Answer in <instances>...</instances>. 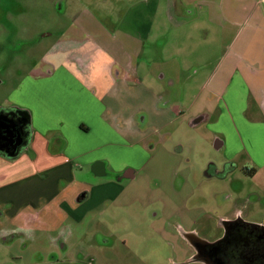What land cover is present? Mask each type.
Masks as SVG:
<instances>
[{
	"label": "rangeland",
	"instance_id": "1",
	"mask_svg": "<svg viewBox=\"0 0 264 264\" xmlns=\"http://www.w3.org/2000/svg\"><path fill=\"white\" fill-rule=\"evenodd\" d=\"M126 1L0 0V110H8L10 88L40 61L60 28L68 24L67 4L91 3V14L109 22L122 21L125 5L141 0ZM169 2L168 20L163 8L140 59L146 77L140 76L139 84L129 83L127 91L118 93L122 102L113 105L123 119L136 118L140 137L128 139L139 146L129 150L137 156L130 161L135 179L124 180L121 198L100 207L79 227L58 217L48 221L49 234L34 231L32 242L16 241L0 248V264H200L187 235L204 243L217 242L224 234L222 218L236 209L246 211L244 206L250 208V215L243 218L264 224V172L253 179L242 175L239 168L248 161L243 153L246 161L236 159V170L224 169V152L215 148L210 124H192L186 114L178 117L169 112L197 92L222 57L228 61L233 53H239L240 59L241 53L247 55L248 59L236 58L243 68L244 62L255 63L253 56L258 55L264 65V0ZM95 4L101 5L100 10ZM109 4L123 10H109ZM160 71L165 74L162 79ZM170 80L175 81L173 86ZM209 163L227 178L206 179Z\"/></svg>",
	"mask_w": 264,
	"mask_h": 264
},
{
	"label": "crops",
	"instance_id": "2",
	"mask_svg": "<svg viewBox=\"0 0 264 264\" xmlns=\"http://www.w3.org/2000/svg\"><path fill=\"white\" fill-rule=\"evenodd\" d=\"M89 4H67L68 24L9 90L6 109L27 113L29 136L16 158L0 154V248L16 241L32 242L34 231L49 234L48 221L58 217L79 227L100 207L121 198L124 180L135 179L130 161L137 156L130 151L138 142L129 144L128 139L140 137L136 118L123 119L113 105L122 102L118 93L127 91L129 83L139 84L140 76L146 77L140 60L145 44L158 12L164 8L168 20L171 5L169 0L164 4L141 0L125 5L122 21L103 22L91 14ZM100 6L94 7L100 10ZM108 7L123 10L117 4ZM241 55L240 59L239 53H233L228 61L220 58L197 92L178 106L171 104L169 112L178 117L186 114L192 124H210L215 148L224 152V169L236 170V159L246 161L243 153L249 169L243 165L240 172L253 179L264 172V65L256 55L255 63L244 62L241 68L236 58H249ZM159 75L162 79L165 74ZM174 83L170 80V86ZM201 98L200 108L192 111ZM139 141L145 150V138ZM206 167V179L227 178L215 172L213 163ZM244 209L222 219L256 225L243 218L250 215V208Z\"/></svg>",
	"mask_w": 264,
	"mask_h": 264
},
{
	"label": "flooded vegetation",
	"instance_id": "3",
	"mask_svg": "<svg viewBox=\"0 0 264 264\" xmlns=\"http://www.w3.org/2000/svg\"><path fill=\"white\" fill-rule=\"evenodd\" d=\"M226 229L224 241L216 244L220 250L219 255H215L213 247L195 241L198 252L195 248L194 251L197 252V256L204 260H218L221 264H264L263 227L236 220L235 223L227 225Z\"/></svg>",
	"mask_w": 264,
	"mask_h": 264
},
{
	"label": "water",
	"instance_id": "4",
	"mask_svg": "<svg viewBox=\"0 0 264 264\" xmlns=\"http://www.w3.org/2000/svg\"><path fill=\"white\" fill-rule=\"evenodd\" d=\"M13 110H11L12 112ZM11 112L1 111L0 110V152L3 153V155L8 159H14L19 155V152L21 148L25 147L28 141V135L26 134V129L29 124V118H28V124L26 125V122L19 121L15 118ZM233 222H225L224 223V237L221 240H218L215 243H204L199 240H197L192 235H187L186 238L190 242V244L197 250V247L195 245V241L202 243L205 246H211L213 247V250L216 251L215 255L220 254L219 247L216 245L222 241H224V238L227 234L226 226L230 225ZM196 261L203 260L205 264H221L218 260H204L200 258L199 256H196Z\"/></svg>",
	"mask_w": 264,
	"mask_h": 264
},
{
	"label": "trees",
	"instance_id": "5",
	"mask_svg": "<svg viewBox=\"0 0 264 264\" xmlns=\"http://www.w3.org/2000/svg\"><path fill=\"white\" fill-rule=\"evenodd\" d=\"M11 114H13L16 117L17 120L22 121L23 123L26 122V125L28 124V115H27L26 112L13 110L11 112ZM26 129H28V127ZM26 134L29 136V131L28 130H27ZM0 154H3V153L0 152Z\"/></svg>",
	"mask_w": 264,
	"mask_h": 264
}]
</instances>
